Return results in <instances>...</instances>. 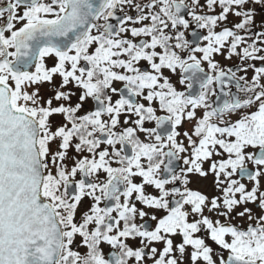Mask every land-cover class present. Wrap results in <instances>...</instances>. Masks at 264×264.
Masks as SVG:
<instances>
[{
  "label": "snow or ice",
  "instance_id": "obj_1",
  "mask_svg": "<svg viewBox=\"0 0 264 264\" xmlns=\"http://www.w3.org/2000/svg\"><path fill=\"white\" fill-rule=\"evenodd\" d=\"M0 264H264V0H0Z\"/></svg>",
  "mask_w": 264,
  "mask_h": 264
}]
</instances>
